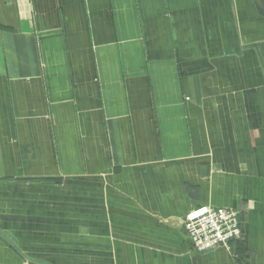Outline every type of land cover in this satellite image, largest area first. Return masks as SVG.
<instances>
[{
	"label": "crops",
	"instance_id": "0c3cea01",
	"mask_svg": "<svg viewBox=\"0 0 264 264\" xmlns=\"http://www.w3.org/2000/svg\"><path fill=\"white\" fill-rule=\"evenodd\" d=\"M0 264H264V0H0Z\"/></svg>",
	"mask_w": 264,
	"mask_h": 264
},
{
	"label": "built area",
	"instance_id": "2783aa9c",
	"mask_svg": "<svg viewBox=\"0 0 264 264\" xmlns=\"http://www.w3.org/2000/svg\"><path fill=\"white\" fill-rule=\"evenodd\" d=\"M184 227L194 248L200 253L243 238L240 215L227 207L194 210L185 217Z\"/></svg>",
	"mask_w": 264,
	"mask_h": 264
},
{
	"label": "rangeland",
	"instance_id": "374dc122",
	"mask_svg": "<svg viewBox=\"0 0 264 264\" xmlns=\"http://www.w3.org/2000/svg\"><path fill=\"white\" fill-rule=\"evenodd\" d=\"M69 213L73 215V213H74L73 209H70V210L68 209V214ZM68 242L72 243V242H74V240H68Z\"/></svg>",
	"mask_w": 264,
	"mask_h": 264
}]
</instances>
